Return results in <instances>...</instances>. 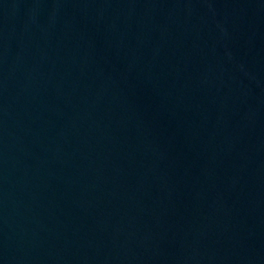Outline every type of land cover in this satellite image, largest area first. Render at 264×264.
Returning a JSON list of instances; mask_svg holds the SVG:
<instances>
[{
  "label": "water",
  "instance_id": "obj_1",
  "mask_svg": "<svg viewBox=\"0 0 264 264\" xmlns=\"http://www.w3.org/2000/svg\"><path fill=\"white\" fill-rule=\"evenodd\" d=\"M0 264H264V0H0Z\"/></svg>",
  "mask_w": 264,
  "mask_h": 264
}]
</instances>
